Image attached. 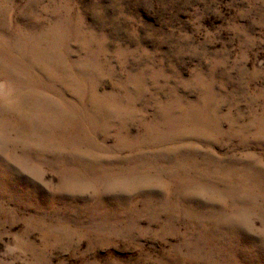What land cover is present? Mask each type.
<instances>
[{
  "label": "rangeland",
  "instance_id": "rangeland-1",
  "mask_svg": "<svg viewBox=\"0 0 264 264\" xmlns=\"http://www.w3.org/2000/svg\"><path fill=\"white\" fill-rule=\"evenodd\" d=\"M0 264H264V0H0Z\"/></svg>",
  "mask_w": 264,
  "mask_h": 264
}]
</instances>
